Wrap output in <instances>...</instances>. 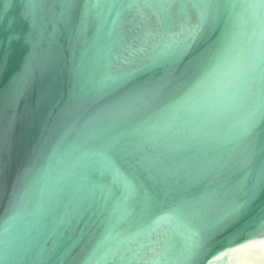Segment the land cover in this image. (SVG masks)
Wrapping results in <instances>:
<instances>
[{
    "label": "water",
    "instance_id": "95a60500",
    "mask_svg": "<svg viewBox=\"0 0 264 264\" xmlns=\"http://www.w3.org/2000/svg\"><path fill=\"white\" fill-rule=\"evenodd\" d=\"M0 264H264V0H0Z\"/></svg>",
    "mask_w": 264,
    "mask_h": 264
}]
</instances>
